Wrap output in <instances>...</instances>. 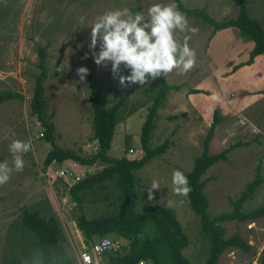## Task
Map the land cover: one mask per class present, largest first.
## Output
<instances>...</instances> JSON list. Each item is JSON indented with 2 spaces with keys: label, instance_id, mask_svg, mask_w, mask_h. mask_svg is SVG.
Here are the masks:
<instances>
[{
  "label": "rangeland",
  "instance_id": "obj_1",
  "mask_svg": "<svg viewBox=\"0 0 264 264\" xmlns=\"http://www.w3.org/2000/svg\"><path fill=\"white\" fill-rule=\"evenodd\" d=\"M170 2L174 0H0V90L16 91L22 96L21 100L10 99L0 103V163L7 162L9 167H13L9 151L12 140L31 143L30 151L21 154L23 171H13L10 180L0 186V258L11 250L10 243L6 241L10 222L22 207L33 206L39 212L43 210L45 215L55 217L66 240L67 254L77 264L79 251L87 245L74 226L75 211L67 189L72 183L71 178L78 180L81 175L103 167L101 162L84 166L65 160L60 164L50 163L45 171L42 170V160L51 146L42 136L43 128L29 113L28 106L34 75L38 72L37 47L47 45L44 110L52 116L55 144L62 148H79L84 156L96 152V141L91 140V109L87 100L88 86L92 84L99 89L106 106L121 96L126 101L124 112L141 105L115 125L106 152L112 158H138L142 155L140 126L150 104L147 95L156 90L157 79L144 86L131 85L121 89L118 79L112 77L110 64L98 67L94 63L88 47L89 35L96 18L105 12L128 8L134 15L140 11L146 13L153 4ZM38 5L39 15L36 12ZM185 7H191V4L185 3ZM194 8L198 9V5ZM184 15L189 27L197 28L198 32H177L176 37L180 43H183L184 36L191 37L188 45L196 53V63L187 74L180 75L178 70H174L165 77L167 84L179 85V88L169 90L157 109L149 143L154 146L167 139L169 145L163 154L151 158L134 172L135 210H143L153 180L158 181L160 186L158 191H153V203L174 211L188 237V244L181 254L189 264H201L207 256L209 240L200 232L198 219L189 209L186 197L173 194L172 173L174 170L184 173L190 169L192 158L199 154L201 139L210 124L188 103L186 95L191 82L201 77L203 72L212 70L207 38L211 28L200 18ZM85 55L87 59H84ZM79 67L89 69L84 82L77 75ZM121 71L124 75L130 74L123 68ZM200 90L210 96V88L203 90L200 87ZM198 106L201 108L200 104ZM215 108L221 114L215 106L210 109L211 113L208 111L207 117ZM170 115L172 118H165ZM230 144L236 146L225 154L226 159L211 165L201 177L208 178L203 191L208 200L209 216L231 210L229 200L234 199L244 184L253 178L256 166L258 173L264 176V98L238 116L227 115L226 120L214 128L208 152H219ZM55 170H62L65 176H56ZM107 188L112 189V186L107 184ZM104 192L99 189L92 197L101 198ZM109 195L110 200L112 194ZM106 202L98 200L85 205L86 216L93 217L103 211L107 208ZM262 205L264 182L243 203L242 210ZM219 225L224 229L225 237L237 233L251 248L248 252L227 249L220 254L217 264H258L259 252L264 246V216L250 222L228 221ZM18 250V246L13 248L15 253ZM102 255L98 259H105ZM37 261L33 254L24 256V264H37Z\"/></svg>",
  "mask_w": 264,
  "mask_h": 264
},
{
  "label": "trees",
  "instance_id": "obj_2",
  "mask_svg": "<svg viewBox=\"0 0 264 264\" xmlns=\"http://www.w3.org/2000/svg\"><path fill=\"white\" fill-rule=\"evenodd\" d=\"M232 1L237 6L235 16L220 21L213 20L202 10L183 7L179 0H174V3L178 5L180 12L200 18L210 26L208 39L217 30L233 27L240 38L250 40L252 47L248 51L247 59L241 63L250 64L256 55H264V31L258 21L248 16L244 0ZM46 46H38L36 49L38 72L34 75L28 103L29 113L42 126V136L51 146L42 160V170L45 171L50 163L60 164L65 160L84 166L93 165L95 162L103 164L98 171L83 176L70 184L67 189L69 200L75 211L74 226L83 237L85 244L89 245L95 239L109 235L123 242L118 250L104 252L105 259L100 257V264H133L139 259H144L150 264H189L181 254V250L188 244V237L179 225L174 211L153 203L154 199L147 200L141 212L135 210L137 195L134 189V172L151 158L163 154L168 148L167 139L154 146L150 145L149 140L154 129L153 120L157 109L163 104L167 92L178 89L179 85L167 84L163 76L157 78L156 90L147 95L150 104L146 107V115L140 126L139 143L142 155L129 159L124 156L112 158L107 156L106 152L110 147L115 125L141 105L124 112L126 101L121 96L106 106L99 89L89 84L87 100L91 109V140L96 141L97 148L93 154L84 156L79 148H62L54 142V125L50 120L52 116L46 114L44 110L43 82L47 77ZM237 66H233L231 70L236 69ZM188 92L200 91L189 89ZM261 93L264 94V90ZM10 99L21 100L22 96L16 91L0 90V103ZM224 119L218 109H213L210 124L200 142L201 150L192 158L190 169L184 172L191 188V192L186 197L187 205L198 219L200 232L209 240L208 253L201 264H217L220 254L227 249L234 248L248 252L251 248L237 233L225 237L224 229L219 223L250 222L264 216V205L248 211L242 210L243 203L250 199L256 188L264 182V176L258 173V166L255 167L253 178L244 184L234 199L229 200L230 211L212 216L207 213L208 200L203 187L208 178L201 177L211 165L219 160H225V154L236 146V144H230L219 152H208L213 130ZM107 184L111 185L112 189H108ZM99 189L105 192L101 198H93L92 195ZM109 194H112L110 200ZM98 200L107 201L105 203L107 208L93 217H87L84 206ZM6 241L10 243L11 250L7 255L1 256L0 264H24V256L28 254L38 258L37 264H76L67 254L66 240L55 217L51 214L45 215L43 210L39 212L33 206H24L19 210L9 224ZM16 246L20 248L18 253L13 252ZM28 261L32 262L30 258ZM258 264H264V246L259 252Z\"/></svg>",
  "mask_w": 264,
  "mask_h": 264
},
{
  "label": "clouds",
  "instance_id": "obj_3",
  "mask_svg": "<svg viewBox=\"0 0 264 264\" xmlns=\"http://www.w3.org/2000/svg\"><path fill=\"white\" fill-rule=\"evenodd\" d=\"M177 32L196 34L198 29L189 27L186 16L174 2L153 4L146 13L140 11L134 15L128 8H123L105 12L96 18L91 26L88 47L98 67L111 65L112 77L118 79L121 89L131 85L144 86L150 80L167 77L174 70L184 75L194 68L196 53L188 45L191 37L184 36L183 43H180ZM87 58L85 55L84 59ZM122 68L130 74H122ZM77 75L84 82L89 69L79 67ZM30 149V142L12 140L9 151L13 167H9L7 162L0 163V186L10 180L13 171H23L21 154ZM172 185L174 195L187 197L191 192L188 178L179 170L172 173ZM159 186V182L153 180L148 190L149 201L154 199L153 191H158ZM77 264H93V257L87 251H80ZM139 264H145V261L141 260Z\"/></svg>",
  "mask_w": 264,
  "mask_h": 264
},
{
  "label": "crops",
  "instance_id": "obj_4",
  "mask_svg": "<svg viewBox=\"0 0 264 264\" xmlns=\"http://www.w3.org/2000/svg\"><path fill=\"white\" fill-rule=\"evenodd\" d=\"M244 1L248 16L258 21L264 31V0ZM179 2L183 7L185 3L191 4L189 9H196L194 6L198 5V10L203 9L215 21L233 18L237 10L232 0H179ZM36 12L39 15V5ZM251 47L252 42L240 38L233 27L215 31L208 40L209 66L212 70L203 72L201 77L190 83L189 89L200 92H188L186 95L188 103L206 123L211 121V115L207 117L208 111L211 113L215 106L220 109L225 121L227 115L238 116L256 101L264 98V94L261 93L264 90V55H256L250 64H241L247 59ZM233 66L237 68L231 70ZM200 87L203 90L210 88L212 90H209L210 96L204 95ZM169 117L172 116L165 118Z\"/></svg>",
  "mask_w": 264,
  "mask_h": 264
},
{
  "label": "built area",
  "instance_id": "obj_5",
  "mask_svg": "<svg viewBox=\"0 0 264 264\" xmlns=\"http://www.w3.org/2000/svg\"><path fill=\"white\" fill-rule=\"evenodd\" d=\"M54 174L58 177H64L65 174L62 170H55ZM83 177V175H81V178ZM72 183L73 184L75 181H77L76 179L71 178ZM122 245V241L119 238H114V237H110V236H103L101 238L95 239L93 242H91L89 245H87V247L81 249L80 251H87L89 253L90 256L93 257V264H100L98 257L100 255H102L104 252H106L107 250H118L120 248V246ZM80 251L78 253V257L80 254ZM143 260L145 261V264H150L149 262H147L144 259H139L136 262H134L133 264H139V262Z\"/></svg>",
  "mask_w": 264,
  "mask_h": 264
}]
</instances>
